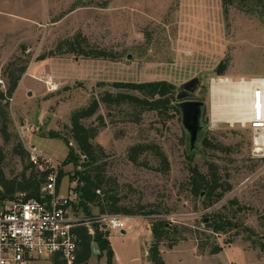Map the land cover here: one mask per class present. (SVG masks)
<instances>
[{"label":"rangeland","instance_id":"1","mask_svg":"<svg viewBox=\"0 0 264 264\" xmlns=\"http://www.w3.org/2000/svg\"><path fill=\"white\" fill-rule=\"evenodd\" d=\"M77 33L86 44L116 53L117 59L57 51L59 40ZM41 54H47L45 61L37 60ZM222 60L225 67L218 74L215 68ZM11 62L13 74L26 64L29 73L50 74L59 89L48 92L41 81L25 75L8 100L9 143L0 133L5 175L19 176L27 163L10 149L22 143L16 125H28L26 145H35L57 163L63 194L75 188L76 171L90 169L82 165L70 137L72 111L105 90L126 91L113 82H170L175 103L179 85L198 76L197 89L188 98L204 102L203 121L208 126L204 136L226 149L201 145L204 155L197 154L191 162L180 114L171 109L159 114L125 102H101L97 113L85 120L97 124L96 115L103 116L104 126L93 138L102 148L96 150L103 177L100 194L112 196L111 205L129 218L125 233L109 231L112 264H148L151 225L156 220L174 236L172 247L171 239L160 243L166 264H264V146L254 149V129L239 115L232 116V123L220 120L228 115L226 110L234 112L233 97L219 99L213 110L210 98L211 78H264V0H0V89L7 85L3 69ZM35 116L40 123L47 122L44 135L33 126ZM52 132L59 135L52 137ZM64 139L74 149L73 163H63L68 151ZM135 143L154 147L133 163L127 149ZM157 152L166 156L167 169ZM209 163L215 164L219 182L231 189L212 206L203 207L190 193L188 165L206 174ZM90 210L98 213L99 207L90 204ZM214 213L231 220L234 227L211 231L206 223ZM216 246L220 250L214 251ZM87 264H106V256L92 247Z\"/></svg>","mask_w":264,"mask_h":264},{"label":"trees","instance_id":"2","mask_svg":"<svg viewBox=\"0 0 264 264\" xmlns=\"http://www.w3.org/2000/svg\"><path fill=\"white\" fill-rule=\"evenodd\" d=\"M82 42H85L83 46L81 45ZM56 49L59 52L63 50L65 53H73L84 58L117 59L116 53L86 44L85 37H82L80 33L75 34L72 38L59 40L56 44ZM48 55L51 56L53 54L49 53ZM45 57H47V54H41L37 57V60H42ZM224 62L225 61L222 60L216 66L215 71L218 74L223 73V69L225 67ZM12 63L13 62L8 63L3 69V71L6 72L7 85L4 89H0V133L5 144L9 143L10 139L9 132L7 130L9 117L6 110L8 98L14 94L19 80L27 68V65L24 64L18 68L16 73L13 74V72L10 71ZM112 85L116 88L125 89L126 91H118L114 93L105 90L99 98L92 97L87 104L76 108L70 115V137L73 139L77 149L79 150L78 154L81 155L82 165L90 168L89 170H78L75 172V176L78 179L74 188L78 195L76 209H79L82 213L87 215L91 214L90 204L97 205L100 213H118L121 211L112 206L115 204V200L112 196L100 194V191L102 190L103 177L101 176L99 166L96 164L98 159L96 150H102V148L101 146L93 143V138L97 135L99 128L104 126L103 116L101 114L96 115L95 119L98 122L97 124L85 123L86 119L91 118L97 113L100 103L102 102L106 105H111L125 102L132 106L137 105L144 109L156 110L159 114L167 113L170 109L179 113L178 108L173 102L174 86L170 82H113ZM129 90L137 91L139 95L127 92ZM51 135L52 137H57L59 133L52 132ZM64 141L68 145V151L63 163H73L75 162L74 149L69 144V140L64 139ZM201 145H203L204 149L208 147L220 150L226 149L225 147L212 144V142L208 141L205 136L202 139ZM150 147L154 146H152V144L145 143H135L130 145L127 149L128 159L133 163L136 162L137 156ZM10 152L12 155H18L21 158L26 157L27 163L22 168L19 176L7 177L3 168L5 152L3 147L0 146V204L6 200L13 199L18 192H26L29 197L38 196L39 190L42 184L46 181L49 171L47 169L40 170L36 165L29 162L27 152L23 148L21 142L13 144ZM159 156L163 168L167 169L169 164L166 156L163 153H160ZM188 169L190 172L188 179L190 193L196 195L199 200V195L202 191H204V194L199 201L200 205L203 207L212 206L231 189L230 184L219 182L216 175L217 171L215 170V164L213 163H209V169L206 174H203L196 165L189 164ZM93 172L95 174H93ZM60 177L61 175L58 176L59 180ZM102 191L104 192V190ZM122 212L127 214L131 213V211L128 210H123ZM206 226L211 231L217 233L225 232L228 229H231L234 227V223L231 220L220 217L214 213L213 217L209 218V222L206 223ZM92 230L93 233H90L85 226L78 228L80 242L74 264H87V261L92 254L94 242L97 243L99 254H105L106 264H112L113 250L108 238L109 232L100 229L95 224L92 226ZM151 232L153 239L147 248L146 260L148 264H166L161 255L159 248L160 243L165 238H168L171 239L169 246L172 247L174 245V236L170 235L169 229L166 228V224L162 220H156L152 223ZM218 250H220V248L216 246L214 251ZM50 259L52 264H66V262L61 260L58 255H52Z\"/></svg>","mask_w":264,"mask_h":264},{"label":"built area","instance_id":"3","mask_svg":"<svg viewBox=\"0 0 264 264\" xmlns=\"http://www.w3.org/2000/svg\"><path fill=\"white\" fill-rule=\"evenodd\" d=\"M27 70H25L24 73ZM41 81L48 92L59 89L56 80L48 73L30 74ZM211 78V82L219 81ZM230 79L232 82H239ZM248 92V112L255 124L260 117L264 104V78L245 79ZM254 97L256 102L254 103ZM12 97L8 100L12 101ZM250 123V122H249ZM21 141L27 152L29 162L40 170L47 169L46 181L42 184L38 196L29 197L26 192H18L13 199L0 204V264H29L41 257L58 255L66 264H74L79 248L78 228L85 226L93 233L95 224L104 231H125L129 218L118 213L84 214L76 209L77 192L61 193V180L58 178L57 163L40 151L35 145H26L23 135L30 132L28 125H16ZM263 127L254 130L253 145L255 150H262L258 143L264 133Z\"/></svg>","mask_w":264,"mask_h":264},{"label":"water","instance_id":"4","mask_svg":"<svg viewBox=\"0 0 264 264\" xmlns=\"http://www.w3.org/2000/svg\"><path fill=\"white\" fill-rule=\"evenodd\" d=\"M199 77L194 76L179 85V90L176 93L175 106L179 110L180 123L185 133V148L192 162L197 154L204 155L201 149V142L207 129V124L203 121L204 102L197 99H188L189 93L197 89ZM31 94V92H28ZM49 119V117H48ZM47 122L40 123L37 116L34 117L33 126L38 129V132L44 135L43 128ZM204 191L199 195V201L202 198ZM207 221V218H205ZM124 233V231H122ZM93 247L97 248V243H93Z\"/></svg>","mask_w":264,"mask_h":264},{"label":"bare ground","instance_id":"5","mask_svg":"<svg viewBox=\"0 0 264 264\" xmlns=\"http://www.w3.org/2000/svg\"><path fill=\"white\" fill-rule=\"evenodd\" d=\"M221 79H219V81L216 82H211L210 83V98H211V108L212 110L214 109V107H216L217 101L219 99H223L225 97H233L234 101H233V105L235 107L234 112L233 110H226L225 113L228 114L226 117L224 118H220V120H225L227 122L232 123L235 120V116L232 117L233 115H239L241 118H243L244 120H246L247 123L250 122L251 127L254 130H260V127H263V130L261 129V132L264 131V104L262 105V111L260 112V119L258 121H262V122H257L255 124H252L251 121H253V117L254 119H256V112L254 113L253 117H250L249 112H248V92L246 90L245 87V79H242L239 82H232L230 80V78L227 77H220ZM263 91H264V87H263ZM226 100V98L223 100V102ZM253 102H256V98L254 97ZM263 102H264V98H263ZM236 111V112H235ZM235 113V114H233ZM255 134V133H254ZM258 143L260 145H264V133H261L259 136V141Z\"/></svg>","mask_w":264,"mask_h":264},{"label":"crops","instance_id":"6","mask_svg":"<svg viewBox=\"0 0 264 264\" xmlns=\"http://www.w3.org/2000/svg\"><path fill=\"white\" fill-rule=\"evenodd\" d=\"M220 35H223V33H222V31L219 33V36H218V39H220ZM224 37V36H223ZM47 61L48 60H50V59H46ZM98 60V59H97ZM41 61H45V60H41ZM27 70V69H26ZM27 73H23L22 74V76H21V78H20V80H19V83H18V85H17V88L15 89V92H14V94L18 91V88H19V85H20V82H21V80L23 79V77L26 75V76H28V77H31V78H33L30 74H33V73H29L28 71H26ZM43 73H47V72H43ZM35 79V78H34ZM27 89H29L30 91L32 90L31 88H30V86H27ZM32 93H33V90H32ZM14 94H13V96H14ZM121 233H123L122 231H121ZM124 233H125V231H124ZM113 250V249H112ZM113 254H114V250H113ZM90 258V257H89ZM88 262V261H87ZM29 264H52V262H51V259H50V257H41V258H37V259H34V260H32Z\"/></svg>","mask_w":264,"mask_h":264},{"label":"flooded vegetation","instance_id":"7","mask_svg":"<svg viewBox=\"0 0 264 264\" xmlns=\"http://www.w3.org/2000/svg\"><path fill=\"white\" fill-rule=\"evenodd\" d=\"M188 98V97H187ZM189 99V98H188Z\"/></svg>","mask_w":264,"mask_h":264}]
</instances>
